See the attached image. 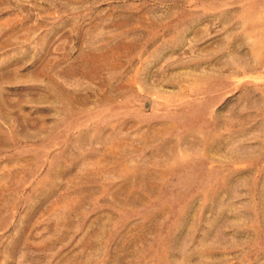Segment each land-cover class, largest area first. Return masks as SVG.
I'll list each match as a JSON object with an SVG mask.
<instances>
[{
  "label": "rangeland",
  "instance_id": "374dc122",
  "mask_svg": "<svg viewBox=\"0 0 264 264\" xmlns=\"http://www.w3.org/2000/svg\"><path fill=\"white\" fill-rule=\"evenodd\" d=\"M0 264H264V0H0Z\"/></svg>",
  "mask_w": 264,
  "mask_h": 264
}]
</instances>
